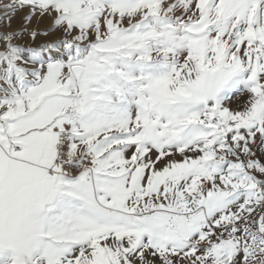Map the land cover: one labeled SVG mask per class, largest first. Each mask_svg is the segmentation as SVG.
Instances as JSON below:
<instances>
[{"label": "snow or ice", "instance_id": "6c2138e0", "mask_svg": "<svg viewBox=\"0 0 264 264\" xmlns=\"http://www.w3.org/2000/svg\"><path fill=\"white\" fill-rule=\"evenodd\" d=\"M0 264H264V0H0Z\"/></svg>", "mask_w": 264, "mask_h": 264}, {"label": "crops", "instance_id": "0c3cea01", "mask_svg": "<svg viewBox=\"0 0 264 264\" xmlns=\"http://www.w3.org/2000/svg\"><path fill=\"white\" fill-rule=\"evenodd\" d=\"M18 25V21H14V26H17ZM41 42V41H38V43Z\"/></svg>", "mask_w": 264, "mask_h": 264}]
</instances>
